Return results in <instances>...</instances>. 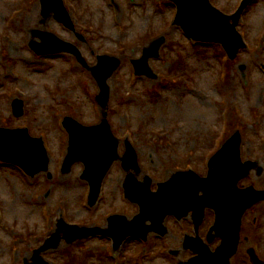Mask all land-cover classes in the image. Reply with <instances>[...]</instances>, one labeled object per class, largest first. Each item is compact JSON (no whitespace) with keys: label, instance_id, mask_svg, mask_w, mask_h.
<instances>
[{"label":"rangeland","instance_id":"rangeland-1","mask_svg":"<svg viewBox=\"0 0 264 264\" xmlns=\"http://www.w3.org/2000/svg\"><path fill=\"white\" fill-rule=\"evenodd\" d=\"M211 1L227 14L242 2ZM64 2L76 31L54 13L43 15L41 0H0V127L28 128L31 136L44 139L49 153V172L34 177L0 161V264L31 261L34 250L57 233L62 217L70 224L103 228L111 214L133 218L139 206L124 197L127 177L144 181L149 175L156 189L179 170L206 176L208 161L236 130L243 136V160L257 161L262 170L252 171L240 186L264 188V0L254 1L237 25L248 47L235 60L228 59L220 44L192 41L174 24L177 8L171 1ZM36 32H52L75 44L89 68L72 54L37 55L30 44L43 39ZM161 36L166 42L160 57L149 61L158 77L135 75L132 60ZM11 47L21 56L13 55ZM107 55L121 63L107 80L104 109L96 99L100 86L91 68ZM16 98L24 103L20 117L13 114ZM67 116L86 126L100 125L105 117L120 141V156L126 141L136 150L139 169L126 170L116 161L93 207L88 204L89 182L82 179L84 164L62 172L69 140L62 122ZM258 206L248 217L233 264H247L243 260L256 240L251 235L255 212L261 211L264 229V202ZM167 224L176 228L170 219ZM177 234L173 230L162 241L151 234L144 244L129 238L118 250L107 237L73 244L64 240L43 255L53 264H176L190 255ZM176 249L181 250L178 259L169 253Z\"/></svg>","mask_w":264,"mask_h":264},{"label":"water","instance_id":"water-1","mask_svg":"<svg viewBox=\"0 0 264 264\" xmlns=\"http://www.w3.org/2000/svg\"><path fill=\"white\" fill-rule=\"evenodd\" d=\"M178 7L175 24L180 25L192 38L205 42L221 43L232 59H235L241 48H245L242 36L237 31V24L244 9L253 1L245 0L240 10L233 16H228L214 7L210 0H171ZM43 15L54 13L55 18L67 27L75 30L71 17L63 0H41ZM43 43L32 42L31 47L38 54L68 52L74 54L87 68L88 63L79 49L51 32H36ZM166 42L161 37L145 48L141 59L133 60L136 72L150 78H157L150 67L151 58L160 56V49ZM91 72L101 88L97 97L105 109L109 101V86L107 80L119 67V58L104 56ZM13 113L16 117L24 114V104L21 100L13 103ZM106 117V113H104ZM104 117L102 123L94 127H85L68 117L65 126L70 132L69 154L63 166V172L71 171L77 161L86 165L84 177L90 180L92 186L91 204L97 201L103 180L118 156L119 141L113 135L108 120ZM241 135L236 133L211 160L208 178H202L194 171L178 172L166 183L159 185L158 192L151 191L152 180L146 178L140 182L134 176L126 181V194L132 201L140 205L141 212L132 221L123 216L110 218V229L104 231L116 240V248L130 235L146 238L152 229H161L167 213L188 212L190 209L202 216L206 205H212L217 211V221L214 229L222 237V245L215 253L201 240L188 241L186 246L198 256L187 263L181 264H230L232 255L236 252L240 237L241 220L244 212L257 201L264 200V191L250 187L244 191L238 189V183L254 168V163H242L240 146ZM124 156L125 166L138 169L137 154L133 147L128 148ZM0 159L18 164L31 175L48 170L49 157L42 138H34L28 129H9L0 127ZM203 191V195L199 193ZM147 220L153 221V227H146ZM60 229L46 244L37 251L33 264H49L39 254L49 248H56L62 239L73 243L78 239L96 235L97 229L67 226L63 221ZM64 231V235L59 233Z\"/></svg>","mask_w":264,"mask_h":264},{"label":"flooded vegetation","instance_id":"flooded-vegetation-1","mask_svg":"<svg viewBox=\"0 0 264 264\" xmlns=\"http://www.w3.org/2000/svg\"><path fill=\"white\" fill-rule=\"evenodd\" d=\"M258 207H260V206H255L253 209L249 210L246 213V215L244 217V224H243L242 233H244V228L247 227L248 217H250L252 212H254L255 209H257ZM260 212L261 211L255 212L253 215V218L251 220V228L253 229L252 232H254V233H251V235H253L256 238V240L253 241L252 246H251V248H249L247 250V253L249 254V251L252 249L255 250L257 252L256 254H257L258 258L264 263V229L262 227V224L260 223L262 221L261 217H263V216L260 215ZM215 218H216L215 212L211 209H207L205 212L203 224L201 225V227L199 229L200 237L206 238L208 231L210 230L212 224L215 221ZM170 219H174V218L171 217ZM184 221L187 223L184 225L185 228L182 229L181 233L183 234L182 236L185 237V235L193 233V231H194L193 216H189V217L185 218ZM170 233H171V231H170ZM248 236L249 235L244 236L246 240L248 239ZM176 238H181L179 233L177 234ZM242 242H243V238H242L240 246H242ZM247 256H246V258H247Z\"/></svg>","mask_w":264,"mask_h":264},{"label":"bare ground","instance_id":"bare-ground-1","mask_svg":"<svg viewBox=\"0 0 264 264\" xmlns=\"http://www.w3.org/2000/svg\"><path fill=\"white\" fill-rule=\"evenodd\" d=\"M11 52H12V54L15 55V56H19V57L21 56V55L19 54L18 51H15V53H14V51H12V47H11Z\"/></svg>","mask_w":264,"mask_h":264}]
</instances>
